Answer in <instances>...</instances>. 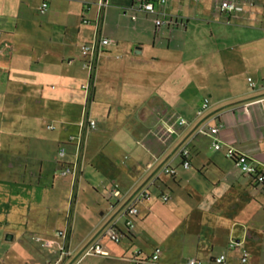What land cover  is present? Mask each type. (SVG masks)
<instances>
[{
  "label": "crops",
  "instance_id": "1",
  "mask_svg": "<svg viewBox=\"0 0 264 264\" xmlns=\"http://www.w3.org/2000/svg\"><path fill=\"white\" fill-rule=\"evenodd\" d=\"M96 1L0 0V264H11L12 253L26 255L35 246L48 252V264L57 250L42 241L61 230H67L71 254L60 264H84L90 257L95 264H184L188 258L210 263L220 255L226 256L224 264H243V249L249 253L246 264H264V187L228 156L233 149L264 165V0H233L244 12L231 16L218 12L223 0H169L166 5L109 0L99 30L110 43L98 58L90 104L91 117L103 129L85 140L79 176L70 177V214L56 218L49 213L44 191H60L58 172L73 160V147L68 146L66 158L58 152L79 132L82 86L88 80L81 49L96 36ZM140 1L153 2L158 15L142 11ZM209 16L236 23L228 26L231 56L215 57L221 65L210 75L189 72L182 55L194 47L187 38L195 29L192 20L207 25L202 18ZM173 78L179 98L174 104L164 97L171 94ZM206 98L211 106L199 116ZM216 114H222L221 150L206 135L193 138L201 121ZM178 117L187 124L168 132ZM119 124L131 125V131L103 135ZM186 143L188 168L178 156ZM167 163L176 174L162 176L150 199L137 203L136 227L127 244L105 238L101 244L109 255L85 256L86 246ZM114 188L120 197L112 194ZM88 190L96 198L84 203L80 195ZM84 204L93 220L84 219L83 227L78 223ZM159 220L175 225L147 249ZM231 241L239 246L230 247ZM156 248L162 258L151 261Z\"/></svg>",
  "mask_w": 264,
  "mask_h": 264
},
{
  "label": "built area",
  "instance_id": "2",
  "mask_svg": "<svg viewBox=\"0 0 264 264\" xmlns=\"http://www.w3.org/2000/svg\"><path fill=\"white\" fill-rule=\"evenodd\" d=\"M196 2L200 0H194ZM169 2V0H159V3L162 5H166ZM97 6V15L95 19V25L97 28L96 36L94 39L82 46L81 54L83 57V68L87 70L88 72V80L86 83L82 86L83 92H84V104H83V114L82 118L79 121L80 126V132L77 136H72L70 138V142L67 145H63L59 152L58 156L61 158H66L68 155V146L74 148L73 152V160L72 162L63 163L62 168L59 172V174L63 177H71L74 180L79 176L80 172V158L81 154L83 152V147L85 144V138L88 132L95 130L97 128L96 121L91 117L90 114V104L93 97L94 92V76L96 71V66L98 62V58L100 54L103 51V47L108 45L110 43V40L104 36L101 35V32L99 30L101 21L103 19L104 13L106 9L109 7V0H97L96 1ZM48 6L47 3L43 4V9H46ZM139 8L149 14L158 15V12L156 11L155 4L150 1H140ZM217 10L221 15H229L236 13H242L244 12V7L239 4L236 1L233 0H223L218 3ZM136 17L133 16V19ZM156 25L161 26L163 24L162 19H159L157 17L156 19ZM250 86L252 88L256 87V83L252 81V79H249ZM211 102L208 98L203 100V103L201 104V107L198 110V115L203 116L204 113L210 108ZM221 115L222 114H216L212 118H204L201 123L195 128L193 138L199 135H206L210 137L212 141V147L215 150H221L222 149V143L220 136V131L222 128L221 123ZM215 122V124H213ZM187 124V120L183 117H178L173 124H171L167 131L172 133L175 131L176 128H179L181 126H184ZM49 129H54V126H49ZM189 144L186 143L183 145L179 152L178 156L182 158L183 160V166L185 168H188L191 166V162L189 161L190 157V149ZM239 155V156H237ZM228 156L235 160L236 165L241 170V172L245 175H253L254 177H258L257 182L262 184L264 183V165L263 166H257L255 163L250 161L247 157L242 156L238 153H236L233 149H230L228 151ZM258 172L259 175L256 173ZM176 174V170L171 167L170 163H167L165 166H163L160 171L151 178L143 187H141L132 197L131 201L126 204L124 209H122L120 216L115 220L113 224L106 227V230L100 235V238L95 240L92 243H89L85 248V256H107L109 255L108 252H106L101 244V240L105 238H109L114 243L118 244L122 241L124 235L121 234L117 228L116 224L120 223L122 219L126 218V226L128 227V230H132L134 228V217H136L139 214V210L137 208V203L140 201L148 200L151 196V188L155 186L158 180L164 175L173 176ZM112 194L115 197L121 196V191L118 188H114L112 191ZM73 196V195H71ZM169 198L164 196L162 197L163 201H167ZM71 204L73 202V199L71 197L70 199ZM67 232L66 231H59L55 234L53 238L50 239H43L42 244L44 247L47 248H55L58 253V258L55 262L50 264H60L63 262L66 257H68L71 254V251L69 250L67 246ZM239 246V243L235 241L230 242V247L234 248ZM161 253V249H156L152 260L157 261L159 259ZM249 253L246 249L242 250V263L246 264L248 262ZM226 260L225 255H220L214 259L215 264H224ZM79 264V263H75ZM130 264H135L134 261H132ZM186 264H209L203 260H199L196 258H190L187 260Z\"/></svg>",
  "mask_w": 264,
  "mask_h": 264
},
{
  "label": "rangeland",
  "instance_id": "3",
  "mask_svg": "<svg viewBox=\"0 0 264 264\" xmlns=\"http://www.w3.org/2000/svg\"><path fill=\"white\" fill-rule=\"evenodd\" d=\"M205 19V21L208 23L207 25H204L206 23H204L203 21H199V20H192V27H194L195 29L193 30V33H189L188 35V43H190V45H194V47H188L186 49V51L183 53L184 55H182V60L184 61L183 64L186 66V68L189 70V72H206L205 74L210 75L211 72H215L217 70V68L220 67V63L218 64L215 60V57H218L219 59L222 57H229L231 56V52H232V48H230V46H228V40L230 39L229 37L233 34L232 31H230V29H228V26L230 24L234 25L236 24L235 22H231L229 23L228 20H225L224 18H220V17H214V16H209L208 18H202ZM223 26V27H222ZM225 26V27H224ZM231 44V43H230ZM179 49H181L180 47L178 48V51H180ZM179 54V53H178ZM172 57H174V53L171 54ZM184 57V58H183ZM217 63V64H216ZM179 65V64H178ZM216 65V67H215ZM180 66V65H179ZM204 66L206 68H204ZM195 72V73H196ZM200 79V78H199ZM202 79H206L204 76H202ZM199 81H202L201 79ZM171 84H173V87L171 89V94L169 96H167V93L161 94L164 95V97H166L167 99H169V101L174 104L175 102L177 103L179 98L178 96L175 95V80L173 78ZM167 84L165 86H161V89L159 90L162 91L164 87H166ZM82 118V117H81ZM81 118L79 119V121L81 120ZM93 118V117H92ZM94 119V118H93ZM96 124H97V128L95 130H92L90 132L87 133L86 135V142L96 138L98 135V132H100L103 128L101 126V124L96 120ZM155 120H159L157 119V117L155 116ZM131 125H114L111 129H109V133L105 132L103 133L104 136H108L110 134H112L113 132L119 133V136H124L125 134L128 133V131L130 130ZM77 128H79V132H80V126H79V122H78V126ZM75 129V127H74ZM134 130V129H133ZM131 131V130H130ZM78 129H77V133L79 134ZM151 134H154V132L150 131ZM150 134V133H148ZM70 146V145H69ZM93 160V159H92ZM97 162L100 163V160L98 158H96ZM59 173V172H58ZM92 174H98L95 170L92 171ZM59 175V184H61V188L60 191H44V197L46 199L49 200L50 202V210L49 213L53 214V216H56V218H60V216H65L67 215V211L68 210V197L70 195L71 192V183H70V177H63L60 174ZM96 177H99V175H96ZM77 191V189H76ZM77 194V192H76ZM48 195V197H46ZM91 198H96V195L93 194L91 191H87L86 195L85 194H81L80 195V200L82 202H86V203H90ZM70 201V198H69ZM80 221L78 223V226H85L86 225V221H91L93 220V216L89 215L88 210H86L85 204L84 207L81 206L80 207ZM70 214V211H69ZM86 220L85 222H83L81 224V222L83 220ZM77 220V219H76ZM164 223H167V221H165ZM175 224L169 223V224H163L162 221H158L157 223H155L154 227L152 228V230H154L156 237H148L147 243V249H151V247H153V245H158V234L162 233L164 231H166V228L168 226L174 227ZM166 226V227H165ZM52 227H58L56 225H53ZM53 228L49 229L52 230ZM76 239H81L76 238ZM77 240V241H78ZM32 244V243H31ZM122 244L126 245V241H122ZM34 246V245H33ZM36 249L35 251L33 249H28L27 254L26 255H20V254H16V253H12L10 258L12 259V263L11 264H47L46 261L44 260L45 255L48 254V252L43 251V248L37 247L35 246ZM186 249V247L184 248ZM177 252H179V249L176 250ZM173 253H175V250L172 251ZM172 252H168L167 256L171 257V255H173ZM93 256V255H92ZM3 255H0V258H3ZM54 260L48 262V264L53 263L54 261L57 260V256H54ZM51 258V257H50ZM162 258V255H161ZM160 258V259H161ZM20 259V260H19ZM22 259V260H21ZM93 257L88 258L84 264H95V261ZM19 260V261H17ZM23 260H25L23 262ZM44 260V262H43ZM104 260V259H102ZM101 260V261H102ZM22 261V262H21ZM21 262V263H19Z\"/></svg>",
  "mask_w": 264,
  "mask_h": 264
},
{
  "label": "trees",
  "instance_id": "4",
  "mask_svg": "<svg viewBox=\"0 0 264 264\" xmlns=\"http://www.w3.org/2000/svg\"><path fill=\"white\" fill-rule=\"evenodd\" d=\"M237 156H239V155H237ZM232 160L235 162L234 159H232ZM182 161H183V160H182ZM256 174L259 175L260 173L258 174V172H257ZM173 176H174V175H173ZM250 176H251L254 180H256V181L258 180V177H254L253 175H250ZM151 178H153V176H152ZM151 178H150V179H151ZM150 179H149V180H150ZM160 179H161V178H160ZM149 180H148V181H149ZM148 181H147V182H148ZM159 181H160V180H158L157 182H159ZM147 182H146V183H147ZM146 183H145V184H146ZM145 184H144V185H145ZM156 184H157V183H156ZM156 184H155V185H156ZM153 187H155V186H153ZM164 196L168 197L167 195L163 194L162 197H164ZM162 197H161V198H162ZM168 198H169V197H168ZM168 200H169V199H168ZM168 200H167V201H168ZM167 201H163V202H167ZM125 206H126V205H125ZM125 206H124V207H125ZM124 207H123V209H124ZM137 208H138V204H137ZM138 210H139V208H138ZM121 211H122V210H121ZM121 211H120V213H117L114 217L111 218V220H110V222L108 223L107 226H110L111 224H113V223L115 222V220L120 216ZM137 216H138V215H137ZM137 216L134 217V219H133V220H134V228L136 227V218H137ZM121 221H122V222H121ZM121 221H120L121 223H117V224H116V225H117L116 228H117V230H118L121 234L124 235V237H123V239H122V241H124L125 239H129V238H130L131 233H132V230H134V228H133L132 230H130V229L128 230V227L126 226V218H125V219H122ZM123 221H124V222H123ZM61 231H63V230H61ZM65 231L67 232V230H65ZM122 241H121V242H122ZM121 242H120V243H121ZM120 243H118V244H120ZM67 244H68V242H67ZM156 249H158V248H156ZM156 249H155V250H156ZM159 249H161V248H159ZM155 250H154V252H155ZM154 252L152 253V255H151V257H150V260H151V261H153V260H152V256H153ZM161 253H162V249H161ZM161 253H160V255H161ZM57 258H58V253H57ZM159 259H160V256H159ZM159 259H158V260H159ZM188 259H190V258H188ZM188 259H187V260H188ZM196 259H197V258H196ZM214 259H215V258H214ZM214 259L212 260V262H210V263L207 262V263H209V264L214 263ZM158 260H157V261H158ZM187 260L185 261L184 264H186Z\"/></svg>",
  "mask_w": 264,
  "mask_h": 264
},
{
  "label": "flooded vegetation",
  "instance_id": "5",
  "mask_svg": "<svg viewBox=\"0 0 264 264\" xmlns=\"http://www.w3.org/2000/svg\"><path fill=\"white\" fill-rule=\"evenodd\" d=\"M260 185L264 187V183H262V184H260Z\"/></svg>",
  "mask_w": 264,
  "mask_h": 264
}]
</instances>
